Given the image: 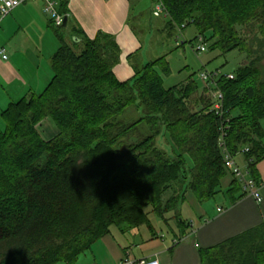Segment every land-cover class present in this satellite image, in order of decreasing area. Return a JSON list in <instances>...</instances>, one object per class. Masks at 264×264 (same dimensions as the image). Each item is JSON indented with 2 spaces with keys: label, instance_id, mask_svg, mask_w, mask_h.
Instances as JSON below:
<instances>
[{
  "label": "trees",
  "instance_id": "16d2710c",
  "mask_svg": "<svg viewBox=\"0 0 264 264\" xmlns=\"http://www.w3.org/2000/svg\"><path fill=\"white\" fill-rule=\"evenodd\" d=\"M60 1L66 17L68 0ZM158 1L172 37L183 25H193L211 41L210 51L249 54V39L264 53V0ZM51 27L59 41L50 63L52 79L43 93L0 112L5 124L0 128V250L12 249L0 264H76L115 224L149 226L148 209L164 218L186 203L189 191L200 204L213 200L227 174L221 120L192 78L166 88L161 75L170 76L171 69L163 57L121 82L114 73L121 52L113 37L68 43L64 26L51 22ZM258 63L237 68L234 80L218 81L229 120L226 150L236 156L248 149L242 154L257 184L256 166L264 157V78ZM130 109L141 115L128 123L122 118ZM46 119L59 132L49 141L37 130ZM143 128L148 135L140 138ZM164 135L174 145L171 154L158 145ZM131 137L141 141L127 146ZM239 193L243 188L234 179L227 195L235 201ZM176 219L183 229L181 216ZM260 237L230 240L202 251V259L264 264Z\"/></svg>",
  "mask_w": 264,
  "mask_h": 264
},
{
  "label": "crops",
  "instance_id": "0c3cea01",
  "mask_svg": "<svg viewBox=\"0 0 264 264\" xmlns=\"http://www.w3.org/2000/svg\"><path fill=\"white\" fill-rule=\"evenodd\" d=\"M50 1L56 4L60 12L61 1ZM159 3L158 0H68L64 14L67 23L62 33L68 43H80L84 37L95 39L100 34L113 37L121 52L120 63L114 73L119 81L127 82L148 63L163 57L167 59L168 55H161L150 60L154 48L148 42L153 41L154 33L150 32V36L141 39L132 27L138 21L140 28H143L145 18L151 14L153 22L161 21L155 33L173 38L166 11L158 13L156 10ZM44 8L42 1L19 6L0 23V112L33 93H43L53 77L50 63L59 41L51 27L50 15ZM77 32L81 34L78 36ZM184 40L187 42L186 38ZM179 43L181 46L175 50L184 48L185 42ZM162 49L158 47L159 53L155 56L162 54ZM2 50L7 55L6 60L2 58ZM167 62L173 73L168 59ZM161 76L165 81L166 77ZM204 91L207 94L211 92L213 96L209 87L200 90L201 93ZM233 115L237 116L236 113ZM262 125L264 128V123ZM262 149L264 151V138ZM231 158L243 172H250L242 152ZM256 169L263 198L261 204L244 191L232 201L227 191L235 178L227 173L213 200L201 205L190 199L186 201L184 205L189 204L192 213L187 218L180 210L182 205L177 212L166 214L164 218L147 211L149 226L130 227L124 223L120 228H113L118 226L115 224L110 227L109 234L93 244L76 264H136L151 258L159 260L160 264H205L202 251L241 237L259 239L262 236L264 240V157ZM177 215L185 222L183 229L179 226Z\"/></svg>",
  "mask_w": 264,
  "mask_h": 264
},
{
  "label": "rangeland",
  "instance_id": "374dc122",
  "mask_svg": "<svg viewBox=\"0 0 264 264\" xmlns=\"http://www.w3.org/2000/svg\"><path fill=\"white\" fill-rule=\"evenodd\" d=\"M151 14H148V18H145L144 27L140 28V22L136 21L134 22L133 29L135 33L141 38L145 39L146 37L150 36V32H153V41L150 43L148 42V45H152L154 50L151 51V58L150 60L156 59L158 57H161V55H168L167 59L169 63H171V66L173 68V73H171L168 78L166 77V80L164 81V85L166 88L172 87L173 85H178L182 82L189 81L191 78L194 80L198 85L201 91L206 89V85L201 81V74L205 72L209 73H215L217 71H220L221 74H230L233 71H235L240 66L245 65L247 62H250L252 60H259L258 68L262 72L263 78H264V53H257V50L259 49L257 46L251 44V40L246 41V49L250 51L249 54L246 53H240L238 51H233L231 53L227 54H221L217 51H210L209 46L211 44V41L205 44L207 45V52L198 54L196 51L198 42H197V31L193 25L189 26L188 28L179 31L176 30L174 32L173 38H165L163 36H160L158 33H155L157 29L160 27V19L156 22H153L151 20ZM239 33H242L241 28H238ZM212 35L209 33L207 34V37L210 38ZM177 38H179L180 42H185L184 48H178L175 50L178 45ZM184 38L187 39V42L184 40ZM252 45V47H251ZM162 47V54H159L157 52V48ZM156 49V50H155ZM257 49V50H256ZM186 51V52H185ZM185 52V53H184ZM248 55V57H247ZM253 56V57H251ZM250 57V58H249ZM205 94V93H204ZM208 96L211 99V102H213V97L211 92L208 91ZM140 112L136 111L134 112V109H130L127 111V113L123 116L122 120L125 122H134L140 117ZM0 128L2 130L5 129V124L0 121ZM37 130L41 137L45 141H49L51 139H54L58 136L59 132L57 131L56 127L54 126L53 122L50 119H46L45 121L41 122L37 126ZM55 130V131H53ZM148 128H143L140 130V138L145 137L148 135L147 133ZM143 133V135H141ZM138 135V136H139ZM137 136V137H138ZM137 137H131L129 142L126 143L128 146L129 144H137V142H140L141 139ZM158 145L163 150L168 152L169 154L172 153V150L174 149V145L172 144L170 138L168 135H164L158 140ZM223 153V152H222ZM190 166H192V163L188 160ZM186 196L189 198H185L186 201L188 199L197 202L199 205V201L195 198L194 194L189 191L187 192ZM164 201H166L168 198H163ZM181 212L183 214L184 218H187L189 215H191V207H189V204H186L181 207ZM148 212H151V209L147 210ZM152 218H154L153 214H150ZM124 223L120 222L119 224H116L118 226H114L113 228H120L121 225ZM12 252V249L5 247L2 250H0V263Z\"/></svg>",
  "mask_w": 264,
  "mask_h": 264
},
{
  "label": "built area",
  "instance_id": "2783aa9c",
  "mask_svg": "<svg viewBox=\"0 0 264 264\" xmlns=\"http://www.w3.org/2000/svg\"><path fill=\"white\" fill-rule=\"evenodd\" d=\"M44 2L45 3V12H47L50 15L51 22L55 27H62L65 23V17L60 14V12L56 9V4L53 1L50 0H0V23L2 20L7 17L14 9L18 8L19 6L25 5V4H35L38 2ZM156 10L158 13H163L165 11V8L163 4L160 2ZM186 25H183L179 31H182L185 29ZM198 46L196 51L198 54L207 52V45L205 44V39L203 36H197L196 37ZM179 40V38H178ZM178 46H181L179 41H177ZM2 58L4 60L7 59V55L5 54V51H1ZM220 78H225L227 80H234L235 76L233 73L230 74H221L220 71H217L215 73H209L205 72L201 74V81L209 87L213 92V107L212 111L215 113V115L221 120V128H220V146L223 148L225 155V168L227 173H231L235 179H237L242 188L243 191L248 195L249 197L253 198L258 204H261L263 201L262 195H261V187L259 184H257L252 176L250 175V172H243L240 167L234 162V160L229 155L228 151L225 147V137L227 135V131L229 130V120L226 116V112L224 110V96L222 92L218 89V81ZM248 152V149L244 150L242 153ZM134 263V262H133ZM136 264H160L159 260L157 259H145L141 262H138Z\"/></svg>",
  "mask_w": 264,
  "mask_h": 264
},
{
  "label": "water",
  "instance_id": "95a60500",
  "mask_svg": "<svg viewBox=\"0 0 264 264\" xmlns=\"http://www.w3.org/2000/svg\"><path fill=\"white\" fill-rule=\"evenodd\" d=\"M66 23H67V18H65V23H64V27L66 26Z\"/></svg>",
  "mask_w": 264,
  "mask_h": 264
}]
</instances>
